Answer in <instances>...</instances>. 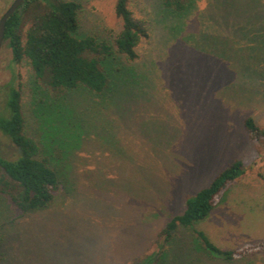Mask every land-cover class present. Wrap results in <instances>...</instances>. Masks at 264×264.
<instances>
[{
  "label": "rangeland",
  "instance_id": "1",
  "mask_svg": "<svg viewBox=\"0 0 264 264\" xmlns=\"http://www.w3.org/2000/svg\"><path fill=\"white\" fill-rule=\"evenodd\" d=\"M14 1L0 0V20ZM76 1L80 35L113 41L122 29L117 0ZM131 9L150 38L135 62H109L104 95L78 89L56 96L28 62H14L4 41L0 115L15 88L30 136L40 140L51 123L66 122L79 125L81 145L75 184L50 208L22 216L0 197V264H132L236 160L244 176L195 229L224 249L264 240V155L257 159L262 147L244 128L249 116L264 128V0H198L183 14L162 0H131ZM18 155L0 131V157ZM187 242L175 247L179 263L225 264L188 251ZM235 264H264V254Z\"/></svg>",
  "mask_w": 264,
  "mask_h": 264
},
{
  "label": "trees",
  "instance_id": "2",
  "mask_svg": "<svg viewBox=\"0 0 264 264\" xmlns=\"http://www.w3.org/2000/svg\"><path fill=\"white\" fill-rule=\"evenodd\" d=\"M197 1L162 0V4L169 11L183 14L194 8ZM81 8L76 0H26L6 25L5 40L14 62H28L36 79L56 96L78 89L106 94L111 84L109 62L115 63L119 57L135 62L139 58V44L150 38L148 25L136 17L131 0L116 1L115 14L122 22V29L111 42L80 35ZM26 122L22 94L12 88L6 113L0 115V131L18 148L19 155L14 160L0 157V197L8 200L22 216L50 208L63 187L75 184L74 151L81 145L79 125L72 128L66 122L51 123L37 140L28 134ZM244 128L249 139L262 147L257 157L260 159L264 155V128L250 116L244 119ZM244 174L243 160L225 167L209 186L186 201L183 213L165 225L152 250L132 264H190L188 259L179 263L174 255L182 239L189 242L184 246L188 251L225 264L264 254V240L224 249L204 231L195 229L210 217ZM183 231H191L192 238L183 236Z\"/></svg>",
  "mask_w": 264,
  "mask_h": 264
},
{
  "label": "water",
  "instance_id": "3",
  "mask_svg": "<svg viewBox=\"0 0 264 264\" xmlns=\"http://www.w3.org/2000/svg\"><path fill=\"white\" fill-rule=\"evenodd\" d=\"M26 0H15L0 20V52L5 41L6 25L9 18L23 5Z\"/></svg>",
  "mask_w": 264,
  "mask_h": 264
}]
</instances>
